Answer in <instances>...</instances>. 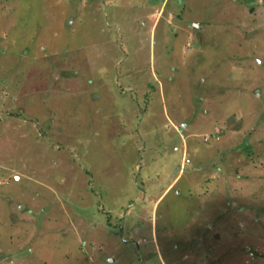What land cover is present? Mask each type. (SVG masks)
I'll use <instances>...</instances> for the list:
<instances>
[{"label": "rangeland", "instance_id": "1", "mask_svg": "<svg viewBox=\"0 0 264 264\" xmlns=\"http://www.w3.org/2000/svg\"><path fill=\"white\" fill-rule=\"evenodd\" d=\"M0 264H264V0H0Z\"/></svg>", "mask_w": 264, "mask_h": 264}]
</instances>
